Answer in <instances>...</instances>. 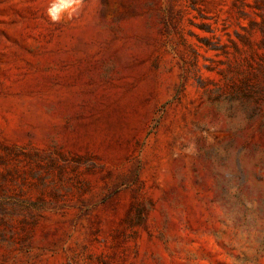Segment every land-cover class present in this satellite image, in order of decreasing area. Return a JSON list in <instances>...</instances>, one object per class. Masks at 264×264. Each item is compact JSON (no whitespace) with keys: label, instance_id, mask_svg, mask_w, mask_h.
Instances as JSON below:
<instances>
[{"label":"rangeland","instance_id":"374dc122","mask_svg":"<svg viewBox=\"0 0 264 264\" xmlns=\"http://www.w3.org/2000/svg\"><path fill=\"white\" fill-rule=\"evenodd\" d=\"M0 0V264H264V0Z\"/></svg>","mask_w":264,"mask_h":264},{"label":"clouds","instance_id":"9594fccd","mask_svg":"<svg viewBox=\"0 0 264 264\" xmlns=\"http://www.w3.org/2000/svg\"><path fill=\"white\" fill-rule=\"evenodd\" d=\"M83 0H53L47 9V14L52 22L59 23L65 13L71 15L82 6Z\"/></svg>","mask_w":264,"mask_h":264}]
</instances>
